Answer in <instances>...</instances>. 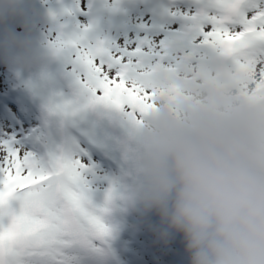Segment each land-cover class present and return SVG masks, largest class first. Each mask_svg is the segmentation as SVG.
Returning a JSON list of instances; mask_svg holds the SVG:
<instances>
[{
    "label": "clouds",
    "instance_id": "obj_1",
    "mask_svg": "<svg viewBox=\"0 0 264 264\" xmlns=\"http://www.w3.org/2000/svg\"><path fill=\"white\" fill-rule=\"evenodd\" d=\"M21 0H0V24ZM27 40L4 32L0 59L23 64ZM174 57L131 128L135 194L159 218L162 238L181 234L190 264H264V63Z\"/></svg>",
    "mask_w": 264,
    "mask_h": 264
},
{
    "label": "rangeland",
    "instance_id": "obj_2",
    "mask_svg": "<svg viewBox=\"0 0 264 264\" xmlns=\"http://www.w3.org/2000/svg\"><path fill=\"white\" fill-rule=\"evenodd\" d=\"M197 6V0H21L17 14L0 24V35L11 33L34 49L33 53L29 49L31 55L19 67L0 59V110L15 105L25 119H38L40 125L30 126V133L35 134L28 136L30 151L38 157L71 156L86 146V158L93 166L87 178L95 206L103 207L106 192L113 191L104 215L107 219L103 218L112 228L111 255L86 264H190V258L182 235L162 238L159 219L144 210L135 194L138 178L131 130L103 108L89 110L75 120L47 112L50 100L71 101L75 91L66 55L54 53L50 42L60 33L67 36L86 28L89 43H106L130 58L136 56L156 85L172 76L177 53L198 62L220 59L218 49L201 42L198 24L172 15L194 13ZM161 35L167 63L160 61L159 52L140 51L145 45L155 49ZM19 68L29 70V83ZM130 198L133 201L123 207Z\"/></svg>",
    "mask_w": 264,
    "mask_h": 264
},
{
    "label": "snow or ice",
    "instance_id": "obj_3",
    "mask_svg": "<svg viewBox=\"0 0 264 264\" xmlns=\"http://www.w3.org/2000/svg\"><path fill=\"white\" fill-rule=\"evenodd\" d=\"M197 5L194 13L172 15L198 24L201 42L235 58L241 70L264 63V0H197ZM87 31L60 33L50 42L54 53L66 55L75 91L71 101L50 100L46 110L75 120L103 108L131 130L155 84L136 56L89 43ZM163 40L161 35L155 49L145 45L140 51L159 52L167 63ZM23 119L15 105L0 110V264H86L110 256L112 228L103 217L113 191L106 192L103 207L92 203L86 146L71 156L38 157L25 148L29 133Z\"/></svg>",
    "mask_w": 264,
    "mask_h": 264
},
{
    "label": "bare ground",
    "instance_id": "obj_4",
    "mask_svg": "<svg viewBox=\"0 0 264 264\" xmlns=\"http://www.w3.org/2000/svg\"><path fill=\"white\" fill-rule=\"evenodd\" d=\"M29 49L30 50H32V53L34 52V49L31 47V46H29ZM63 78H65V77H63ZM10 101H14V97L12 98V99H10L9 100V102ZM32 122V124L31 125H28V124H30ZM21 123L24 125V128H25V130H27V132L28 133H30V126H34V127H36L38 124L40 125V122L38 121V119H31V120H27V119H23L22 121H21ZM35 133L34 132H32V133H30L29 134V137H31V136H33ZM25 148L27 149V150H30L31 149V145L28 143V138H27V142L25 143Z\"/></svg>",
    "mask_w": 264,
    "mask_h": 264
},
{
    "label": "trees",
    "instance_id": "obj_5",
    "mask_svg": "<svg viewBox=\"0 0 264 264\" xmlns=\"http://www.w3.org/2000/svg\"><path fill=\"white\" fill-rule=\"evenodd\" d=\"M20 65H18V67H19ZM22 69H24L23 67H22ZM19 70L21 71V73L23 74V73H25V75L22 77L23 78V80L25 81V83H29L31 80L29 79V70H27L26 69V72H23L20 68H19ZM21 74V75H22ZM16 79V78H15ZM18 81H20V79L18 80ZM21 83H22V81H20ZM19 84V83H18ZM19 85H21V84H19ZM22 86V85H21ZM29 90V89H28ZM29 92H31L30 90H29ZM35 96V95H34ZM37 97V96H36ZM104 151V150H103ZM109 152V151H108ZM114 159H115V157H113Z\"/></svg>",
    "mask_w": 264,
    "mask_h": 264
},
{
    "label": "water",
    "instance_id": "obj_6",
    "mask_svg": "<svg viewBox=\"0 0 264 264\" xmlns=\"http://www.w3.org/2000/svg\"><path fill=\"white\" fill-rule=\"evenodd\" d=\"M121 3H123L125 0H119Z\"/></svg>",
    "mask_w": 264,
    "mask_h": 264
}]
</instances>
